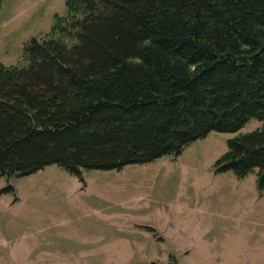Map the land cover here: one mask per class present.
<instances>
[{
	"label": "trees",
	"instance_id": "trees-1",
	"mask_svg": "<svg viewBox=\"0 0 264 264\" xmlns=\"http://www.w3.org/2000/svg\"><path fill=\"white\" fill-rule=\"evenodd\" d=\"M54 21L0 63L1 177L57 165L84 182L256 119L215 169L264 191V0H66Z\"/></svg>",
	"mask_w": 264,
	"mask_h": 264
},
{
	"label": "rangeland",
	"instance_id": "rangeland-1",
	"mask_svg": "<svg viewBox=\"0 0 264 264\" xmlns=\"http://www.w3.org/2000/svg\"><path fill=\"white\" fill-rule=\"evenodd\" d=\"M66 0H3L0 63H24ZM212 132L178 156L117 171L52 165L0 176V264H264V191L251 174L216 173L228 141L259 130ZM9 186L14 193H3Z\"/></svg>",
	"mask_w": 264,
	"mask_h": 264
}]
</instances>
